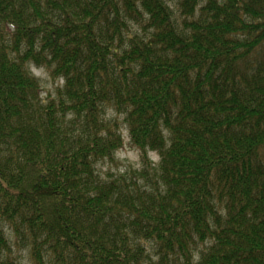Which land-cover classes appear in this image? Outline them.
<instances>
[{"label":"trees","instance_id":"trees-1","mask_svg":"<svg viewBox=\"0 0 264 264\" xmlns=\"http://www.w3.org/2000/svg\"><path fill=\"white\" fill-rule=\"evenodd\" d=\"M121 124L140 165L103 175ZM20 252L264 264V0H0V264Z\"/></svg>","mask_w":264,"mask_h":264},{"label":"rangeland","instance_id":"rangeland-1","mask_svg":"<svg viewBox=\"0 0 264 264\" xmlns=\"http://www.w3.org/2000/svg\"><path fill=\"white\" fill-rule=\"evenodd\" d=\"M34 74L39 77L40 79V84H41V95L43 97L47 96L49 93H53L55 91V88L58 84H61V81H57L53 79L49 72L46 69L43 68H32ZM121 121V120H120ZM122 125V135L124 139V146L121 150H119L116 154V159L118 161L117 165L110 164L108 162H104L100 164L99 168L102 172L103 175H105L106 172H113V173H120L124 171V169L128 165H132L134 167H138L140 165V154L139 151L134 149L130 144H129V139L126 133L125 128ZM150 157L154 160L157 161V156L153 153L149 154ZM18 260L20 264H26L27 260L24 255V253L20 252Z\"/></svg>","mask_w":264,"mask_h":264}]
</instances>
